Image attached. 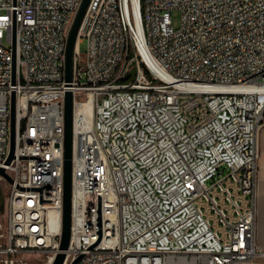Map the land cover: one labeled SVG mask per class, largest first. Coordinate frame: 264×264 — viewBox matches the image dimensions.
Masks as SVG:
<instances>
[{
    "label": "built area",
    "instance_id": "obj_1",
    "mask_svg": "<svg viewBox=\"0 0 264 264\" xmlns=\"http://www.w3.org/2000/svg\"><path fill=\"white\" fill-rule=\"evenodd\" d=\"M81 3L0 0V168L13 179L0 175L9 185L0 264H52L59 251L61 225L51 220L63 206L68 90L63 264L79 256L76 264H264L256 197L264 0H90L68 83L67 39Z\"/></svg>",
    "mask_w": 264,
    "mask_h": 264
},
{
    "label": "water",
    "instance_id": "obj_2",
    "mask_svg": "<svg viewBox=\"0 0 264 264\" xmlns=\"http://www.w3.org/2000/svg\"><path fill=\"white\" fill-rule=\"evenodd\" d=\"M90 0H82L80 8L77 12L75 20L70 29L67 46H66V74L65 79L68 83L73 80L74 69V51L77 44L79 31L87 11ZM16 44L14 41V53ZM15 94L12 96L11 103V152L7 159L9 164L14 158L15 136H16V106ZM73 92L68 90L65 96V132H64V173H63V206L61 212V237L59 251L57 252L52 264H63L65 261V250L68 249L71 239L72 226V158H73ZM0 175H3L9 182H13L12 177L0 168ZM4 204L0 205V212H4ZM81 256L74 260L71 264H76Z\"/></svg>",
    "mask_w": 264,
    "mask_h": 264
},
{
    "label": "crops",
    "instance_id": "obj_3",
    "mask_svg": "<svg viewBox=\"0 0 264 264\" xmlns=\"http://www.w3.org/2000/svg\"><path fill=\"white\" fill-rule=\"evenodd\" d=\"M260 159L257 185V240L264 249V125L259 137Z\"/></svg>",
    "mask_w": 264,
    "mask_h": 264
},
{
    "label": "rangeland",
    "instance_id": "obj_4",
    "mask_svg": "<svg viewBox=\"0 0 264 264\" xmlns=\"http://www.w3.org/2000/svg\"><path fill=\"white\" fill-rule=\"evenodd\" d=\"M172 19H173V25L175 27H178L179 24H180V13L178 11H174L173 14H172ZM6 43H8L6 41ZM9 44V43H8ZM80 49L82 52H84L86 50V39L83 40V42L80 43ZM79 97H82V94L79 93L78 95ZM227 170V169H226ZM222 177V174H219L215 177V180H217L218 178H221ZM213 181L212 179H210L208 181L209 184H211ZM9 190V185L7 182L3 181V180H0V193L2 194L3 198H4V203L6 201V197H7V192ZM4 214H6V212H4ZM5 222V219H3V223ZM39 255L38 254H35V255H32V257L34 259H36ZM35 264H38V263H35Z\"/></svg>",
    "mask_w": 264,
    "mask_h": 264
},
{
    "label": "bare ground",
    "instance_id": "obj_5",
    "mask_svg": "<svg viewBox=\"0 0 264 264\" xmlns=\"http://www.w3.org/2000/svg\"><path fill=\"white\" fill-rule=\"evenodd\" d=\"M87 123H88V125H89V119L87 120ZM58 224L61 225V216H58V217H55V216H54V218H52V220H51V225H52L53 227H55V226H57Z\"/></svg>",
    "mask_w": 264,
    "mask_h": 264
},
{
    "label": "flooded vegetation",
    "instance_id": "obj_6",
    "mask_svg": "<svg viewBox=\"0 0 264 264\" xmlns=\"http://www.w3.org/2000/svg\"><path fill=\"white\" fill-rule=\"evenodd\" d=\"M4 203V198L2 196V194L0 193V205H2Z\"/></svg>",
    "mask_w": 264,
    "mask_h": 264
}]
</instances>
